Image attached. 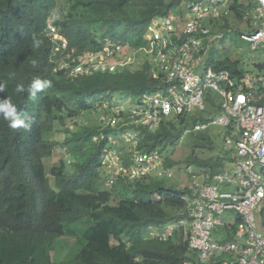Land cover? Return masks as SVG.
<instances>
[{
	"label": "trees",
	"instance_id": "16d2710c",
	"mask_svg": "<svg viewBox=\"0 0 264 264\" xmlns=\"http://www.w3.org/2000/svg\"><path fill=\"white\" fill-rule=\"evenodd\" d=\"M194 1L200 0H0V101L15 105L28 125L12 129L0 112V264H197L177 226L185 217L181 197L187 187L169 178L128 177L107 186L103 159L109 138L130 132L138 135L139 151L162 156L166 170L185 164L218 173L229 156L221 133L189 134L191 155L173 161L168 152L181 144L186 129L208 123L207 117L167 118L154 131L134 124L127 113L114 128L94 119L105 102L127 110L142 95L165 89L163 74L155 78L149 64H140L72 76L79 56L112 44L138 49L152 21L176 16ZM248 10L232 0L228 14L214 21L212 35L222 34L221 43L227 34L244 43L238 27ZM205 65L233 79L249 75L240 60L221 58L214 48ZM252 69L262 72L264 64ZM35 79L50 87L35 91L33 99ZM86 114L95 115L87 120ZM58 147L71 161L62 158L47 169ZM115 148L122 166L129 167L123 143ZM170 227L171 236L162 240Z\"/></svg>",
	"mask_w": 264,
	"mask_h": 264
},
{
	"label": "built area",
	"instance_id": "2783aa9c",
	"mask_svg": "<svg viewBox=\"0 0 264 264\" xmlns=\"http://www.w3.org/2000/svg\"><path fill=\"white\" fill-rule=\"evenodd\" d=\"M231 1L186 3L178 15L148 25L144 46H105L100 52L79 56L72 70L73 77L115 73L139 62L149 64L155 78L163 74L165 89L142 95L128 111L103 103L98 107V123L114 128L123 120L121 114L127 113L134 124L154 131L167 118L188 120L201 115L209 122L186 129L183 136L222 129L216 133H221L222 147L229 153L225 169L218 173L194 166L184 169L188 178L187 193L181 197L185 217L177 226L184 230L197 264H264V69L233 79L229 73L205 65L212 42L222 37L212 35L214 21L228 14ZM246 1L250 7L244 14L248 32H241L240 39L252 51L264 53V0ZM118 141L131 156L129 167L122 166L115 148ZM109 143L103 162L107 186L117 177L172 179L173 170H166L160 154L138 150L137 134L125 132L118 139L109 138ZM172 232L168 228L162 240Z\"/></svg>",
	"mask_w": 264,
	"mask_h": 264
},
{
	"label": "rangeland",
	"instance_id": "374dc122",
	"mask_svg": "<svg viewBox=\"0 0 264 264\" xmlns=\"http://www.w3.org/2000/svg\"><path fill=\"white\" fill-rule=\"evenodd\" d=\"M243 3L244 5H247L248 1L244 0ZM238 28L241 29V32H248V29L246 28L245 25L243 26L240 25ZM212 48H214V50L219 53V57L221 58L231 57L232 59L240 60L242 66L248 71L249 75H252L254 73L252 69L253 66L251 64L252 61H254L255 63L264 64V53L262 51H259V50L252 51L248 44L242 43L239 40L232 41V35L230 34L226 35L223 43H221L218 39H215L210 46V49ZM206 59L207 58H205V61ZM134 66L138 67L140 66V63L136 62ZM93 115L86 114L84 117L87 120H92V118H94ZM94 119L97 122L98 116ZM77 131H80V129H78ZM211 132H223V131L220 128H212ZM51 135L52 137L54 136L55 139L57 140L61 141L63 139V136L60 133H52ZM188 143H189V135L183 136L181 140V144L175 149V151L173 153H170V151L168 152V155H170V158L176 162H180V161L183 162L192 153V150L188 146ZM196 155L198 157L207 158L213 154L210 155L207 152H203V153L197 152ZM62 158L65 159L66 164H69V162L71 161L65 156V152L61 148L58 147L54 150L53 157H51L49 160L45 162L46 168L50 169L54 166H57L60 159ZM103 162H104V159H103ZM185 167H186L185 164L176 165L172 171L174 173L172 177V181L178 182V179H179V181H181L180 182L181 186H183V184L186 185L188 182V178L184 171Z\"/></svg>",
	"mask_w": 264,
	"mask_h": 264
},
{
	"label": "clouds",
	"instance_id": "9594fccd",
	"mask_svg": "<svg viewBox=\"0 0 264 264\" xmlns=\"http://www.w3.org/2000/svg\"><path fill=\"white\" fill-rule=\"evenodd\" d=\"M54 32V31H52ZM54 36L53 35V39ZM58 37V36H57ZM60 39L59 37L54 40ZM50 87L49 81H44L43 83L39 79H35L32 82V93L31 96L33 99H35V91L43 90L44 88ZM4 90V86L0 85V91ZM24 90L23 85H18L16 91L22 92ZM0 112L3 113L4 119L9 122L8 126L12 129H25L27 130L28 125L25 124L24 119L20 118L16 114V107L13 105L9 100L0 101Z\"/></svg>",
	"mask_w": 264,
	"mask_h": 264
},
{
	"label": "crops",
	"instance_id": "0c3cea01",
	"mask_svg": "<svg viewBox=\"0 0 264 264\" xmlns=\"http://www.w3.org/2000/svg\"><path fill=\"white\" fill-rule=\"evenodd\" d=\"M174 182H175V181H174ZM180 182H181V181H179V179H178V182H176V183L179 184V185L181 186ZM183 186H184V184H183Z\"/></svg>",
	"mask_w": 264,
	"mask_h": 264
}]
</instances>
